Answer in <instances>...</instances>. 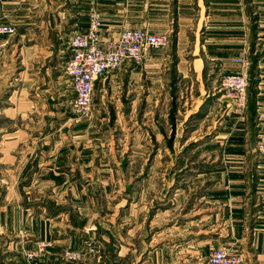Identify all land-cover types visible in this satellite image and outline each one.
<instances>
[{"label":"crops","instance_id":"crops-1","mask_svg":"<svg viewBox=\"0 0 264 264\" xmlns=\"http://www.w3.org/2000/svg\"><path fill=\"white\" fill-rule=\"evenodd\" d=\"M93 11L104 41L171 44L97 81L79 118L64 67ZM0 26V264H209L223 247L264 264V0H0ZM246 57L239 115L220 83ZM88 240L98 254L64 258Z\"/></svg>","mask_w":264,"mask_h":264},{"label":"built area","instance_id":"built-area-1","mask_svg":"<svg viewBox=\"0 0 264 264\" xmlns=\"http://www.w3.org/2000/svg\"><path fill=\"white\" fill-rule=\"evenodd\" d=\"M105 28V21L101 14L93 11L90 16L89 30L86 33L76 34L69 43L71 56L65 64L64 72L70 80L74 93L72 111L79 118H86L92 114L97 81L119 71L126 63L141 65L145 63L151 50H165L171 44L168 34L130 29L121 32L114 40L104 41ZM14 33V27L0 26V34L13 35ZM239 64L241 66L239 74L222 77L220 91L231 103L233 111L244 115L249 101L252 63L246 57L242 58ZM256 149L258 154L264 155V141L259 142ZM49 246L48 243L38 244L37 251L27 252L28 261L41 257ZM99 252L100 247L88 240L84 251H67L64 258L76 262ZM209 264H245V259L240 253L223 247L211 252Z\"/></svg>","mask_w":264,"mask_h":264},{"label":"rangeland","instance_id":"rangeland-1","mask_svg":"<svg viewBox=\"0 0 264 264\" xmlns=\"http://www.w3.org/2000/svg\"><path fill=\"white\" fill-rule=\"evenodd\" d=\"M125 109H126V112H124V114L125 115H127L128 114V107H124ZM102 109H104V111L106 110V114H107V112H109V114H110V116H112V111L113 110H115L116 109V107L115 106H110V105H108V106H103V108ZM92 112H93V110H92ZM104 114H105V112H104ZM92 115V114H91ZM139 115V114H138ZM139 116H143L142 114H140ZM90 117V116H89ZM193 134L195 135V136H197V137H200V135H201V138H200V142L201 141H203L204 140V138L206 137L205 135H204V133H185V135H186V137H188L187 135H189L191 138H192V136H193ZM189 137V138H190ZM124 141V144L125 143H128V140L126 139V138H124L123 139ZM126 141V142H125ZM192 143H194V142H190V144L189 145H191ZM141 144H143V142H141ZM157 140L155 139V138H153L152 139V146H154V147H156L157 146ZM169 145H170V141H169ZM193 145V144H192ZM195 145V144H194ZM202 155H204V154H202ZM149 156V155H148ZM154 156V155H153ZM150 158H151V155L149 156ZM42 243H47V242H42ZM40 244V243H39ZM48 244H50V243H48ZM37 249H38V247H37ZM35 251H37V250H34V251H29V253L30 252H35ZM46 252V251H45ZM27 254V253H26ZM26 259H27V256H26ZM36 260V259H35ZM35 260H32V261H28V259H27V261L28 262H30V263H33Z\"/></svg>","mask_w":264,"mask_h":264}]
</instances>
